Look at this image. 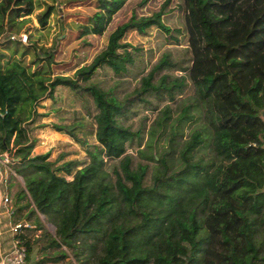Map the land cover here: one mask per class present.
Listing matches in <instances>:
<instances>
[{
	"label": "trees",
	"instance_id": "trees-1",
	"mask_svg": "<svg viewBox=\"0 0 264 264\" xmlns=\"http://www.w3.org/2000/svg\"><path fill=\"white\" fill-rule=\"evenodd\" d=\"M49 1L0 0V155L22 178L16 203L27 199L12 215L29 206L27 218L42 214L55 226L54 235L38 221L25 228L40 231L38 252L63 264H264V0H181L184 29L164 25L162 11L131 17L72 76H51L52 48L31 35L27 45L19 38L36 8L47 28L57 11ZM127 1L92 0L77 36L102 35ZM152 26L175 42L187 36L188 67L166 54L123 98L93 81L105 66L127 74L138 48L122 41L125 34ZM170 69L187 71L193 94L175 118L169 105L160 110L141 148L143 137L127 125L135 107L156 110L188 87L186 75ZM58 86L94 104L97 144L84 166L62 155L50 159L49 151L33 154L38 108ZM200 120L187 140L176 138ZM49 126L81 142L78 125ZM161 137L166 146H157ZM134 143L144 161L127 153ZM22 232L15 238L27 262L43 264L31 260L34 245Z\"/></svg>",
	"mask_w": 264,
	"mask_h": 264
},
{
	"label": "rangeland",
	"instance_id": "rangeland-1",
	"mask_svg": "<svg viewBox=\"0 0 264 264\" xmlns=\"http://www.w3.org/2000/svg\"><path fill=\"white\" fill-rule=\"evenodd\" d=\"M46 2L51 1L46 0ZM91 3L92 0H55L54 4L57 7V11L51 16L48 26L45 29L39 26L36 19V13L40 12L42 7L36 8L34 13L28 16L25 21L20 31L21 34H25L27 37L25 42H22L23 45L29 44V35H31V39H37L39 45L51 47L52 51L55 52V62L52 63L49 68L51 76H72L77 69L88 65L106 46L108 36L116 26L127 21L131 17L139 19L149 17L153 13L162 11L161 20L164 25L168 26L170 29H184L185 9L182 6L181 0H129L122 9L113 16L112 21L102 35H87L79 38L77 36V25L82 23L93 11ZM122 41L129 43L131 47L138 48L134 54V65L129 67V72L123 77H118L113 74V71H111L109 67L105 66L100 68L93 78V81L98 83L103 89L115 92V95L120 98L133 92L134 88L139 86L141 77L145 76L153 68L154 64L166 54L172 63L179 62L183 67H188L191 64V53L185 34L179 35L178 42H175L173 39L170 40L160 32L159 29L152 26L145 29L143 33H139L135 30L129 31L125 34ZM27 58H29V56H27ZM164 72H168V69L163 70V73ZM169 72L174 75H186L188 87L184 94L181 95L180 98H177L175 102L164 101L157 103L158 108L156 110H149L148 106L145 107L142 104L135 107L134 110H136V113L128 121L127 125H130L133 130H138L139 135L143 137L141 148L148 140L149 129L160 114V110L166 105H169L172 118H175L179 114L181 103L184 100L186 101L193 94V85L188 79L187 71L170 69ZM158 77L159 76H156V79H158ZM152 103L154 105L156 101L153 99ZM38 111L42 115L37 118L34 124V134L38 141L33 149V154L49 151L50 159H55L62 155L61 161L75 160L81 164L80 166H84L88 162L87 149L97 144L95 138V110L92 99L89 97L83 99L69 88L58 86L53 98L44 99ZM200 122L201 120L193 124H187L184 127L183 135L176 138L180 142L187 140L190 131L194 127L200 126ZM51 123L78 125V127L75 128V132L81 142H77L69 136L53 130L49 126ZM164 145L166 146V140L164 137H161L157 146ZM136 146L137 143L128 146L127 153L132 154L135 157V161H144L137 155ZM208 155H210L209 152ZM3 162L7 164L4 160ZM146 162L151 166L155 165L152 161ZM18 179L20 182L19 187H21L23 181L19 175ZM69 179H71V176ZM12 180H14V178L11 179L10 176H8L7 185H9ZM13 202L17 207H22L27 204V199L17 204L14 194ZM30 209L31 207L28 206L21 210H17L15 215H13V220L27 222L30 226H33L34 223L38 221L41 223L44 230L54 235L55 226L50 223L44 215L38 214L37 217L31 216L27 218ZM22 233L33 242L34 250L30 254L31 260L46 259V256H43L45 253L38 252L39 243L36 239L37 236L40 235V231L24 229ZM46 252L53 253L51 251ZM69 258L73 259L71 256H69ZM74 263L77 264L76 261H74ZM43 264H63V262L60 261L55 263L52 260L46 259Z\"/></svg>",
	"mask_w": 264,
	"mask_h": 264
},
{
	"label": "crops",
	"instance_id": "crops-1",
	"mask_svg": "<svg viewBox=\"0 0 264 264\" xmlns=\"http://www.w3.org/2000/svg\"><path fill=\"white\" fill-rule=\"evenodd\" d=\"M1 155L3 157L6 156L5 154ZM8 176L11 179L14 178L9 185H7ZM19 184L18 175L13 173L9 166L3 162V159L0 158V260L10 254L14 247V239L10 227L15 222L12 212L8 211V206L2 203L1 199L7 196L11 201L9 204L12 207L11 210L17 208V205L13 202V195L20 188Z\"/></svg>",
	"mask_w": 264,
	"mask_h": 264
},
{
	"label": "built area",
	"instance_id": "built-area-1",
	"mask_svg": "<svg viewBox=\"0 0 264 264\" xmlns=\"http://www.w3.org/2000/svg\"><path fill=\"white\" fill-rule=\"evenodd\" d=\"M11 38H14V36H11ZM19 38L22 42H25V40L27 39L25 34H21ZM3 158H4L3 160L8 164L9 162L8 157L4 156ZM1 201L2 203L8 206L7 208L8 211L12 212L11 210L12 207L9 205L11 202L9 198L7 196H4L2 197ZM28 227H30L29 223L21 222V221L14 222L11 225L10 229L14 239V247L10 254H8L5 258L0 260V264H29L26 260L25 245L19 239L15 238L16 235H18L25 228Z\"/></svg>",
	"mask_w": 264,
	"mask_h": 264
},
{
	"label": "water",
	"instance_id": "water-1",
	"mask_svg": "<svg viewBox=\"0 0 264 264\" xmlns=\"http://www.w3.org/2000/svg\"><path fill=\"white\" fill-rule=\"evenodd\" d=\"M0 158H2V159H3V156H0Z\"/></svg>",
	"mask_w": 264,
	"mask_h": 264
}]
</instances>
